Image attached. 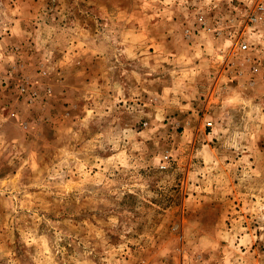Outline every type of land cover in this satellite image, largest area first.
<instances>
[{
	"label": "rangeland",
	"instance_id": "obj_1",
	"mask_svg": "<svg viewBox=\"0 0 264 264\" xmlns=\"http://www.w3.org/2000/svg\"><path fill=\"white\" fill-rule=\"evenodd\" d=\"M0 264H264V0H0Z\"/></svg>",
	"mask_w": 264,
	"mask_h": 264
}]
</instances>
